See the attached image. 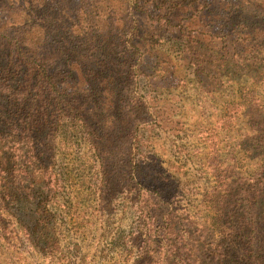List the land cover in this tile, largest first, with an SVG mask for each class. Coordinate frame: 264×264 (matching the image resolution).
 Here are the masks:
<instances>
[{
  "label": "rangeland",
  "instance_id": "obj_1",
  "mask_svg": "<svg viewBox=\"0 0 264 264\" xmlns=\"http://www.w3.org/2000/svg\"><path fill=\"white\" fill-rule=\"evenodd\" d=\"M126 3L65 0L70 16L53 21L50 0H0V71L9 48L48 34L40 52L92 134L66 122L42 144H0L16 165L15 189L0 187V264H181L177 249L189 264H264V0H129L136 49L113 54L115 74L92 43L115 42L106 21L128 19ZM108 78L125 108L110 140L97 91L75 84Z\"/></svg>",
  "mask_w": 264,
  "mask_h": 264
},
{
  "label": "trees",
  "instance_id": "obj_2",
  "mask_svg": "<svg viewBox=\"0 0 264 264\" xmlns=\"http://www.w3.org/2000/svg\"><path fill=\"white\" fill-rule=\"evenodd\" d=\"M50 1L54 4L53 7L51 5L52 10L49 15L51 18L53 17V21H59L60 15L64 20L70 16L64 6L65 0ZM126 1V10L124 13L128 14V10L132 9L134 4H129L128 8L129 0ZM136 5L138 4L135 2V6ZM127 16L128 19L127 17H123L118 20L109 15V20L106 21L109 27L105 29H110L115 33L114 43H109L105 38L99 40V36L97 40L93 39L92 43V48L95 46L93 49H98L100 52L101 61L98 60L100 63L98 67L115 74L120 70H113L116 67L113 61L115 60L113 54L115 52H120L121 46L125 44L136 49V46H134L132 41L128 38L130 34L136 30V25H130L127 20H129L131 16L129 14ZM95 17L98 16L95 15ZM86 20L88 26L94 28L90 14L87 15ZM121 22L122 24H120ZM5 26L6 24H0V37L6 40L5 34L2 33V31L5 33L8 32ZM101 26L98 27V29H101ZM101 30L105 31L104 28ZM25 33L26 32L18 36L23 43L25 42ZM46 38L48 39V34L42 35L38 41V45L30 48H26L24 44V46L19 45L16 48H9L7 65L0 71V125L3 124L4 129L7 130V132H4L2 131L3 128H0V144L8 141L9 138H11V140L24 139L29 144L33 145L42 144V141L48 139L49 131H53V129L60 128L61 126L64 127L66 122L71 130L79 129L81 126L85 128L88 139L89 136L92 135L91 132H89L91 130L86 120L82 116L83 109L75 99V92L72 88H62L61 85L63 83L57 79L55 72H51L53 54L48 56V54L42 51L40 52V47L42 48L47 42ZM7 41L10 42L8 39ZM73 64L78 65L75 70L78 71V69H80L82 71L83 65L78 64L76 61L70 62V65ZM12 83L14 86H12ZM75 84L78 85L77 87H82L83 89L84 86L91 89L93 85V90L97 91L98 94L97 100L94 101L96 103L95 111L103 117L105 116L106 120L104 121L106 125L109 124V126H106L109 132L107 135L110 136V132L115 130L117 125L121 123L117 118V112H123L125 109L121 98L123 91L121 82L116 81L115 78H108L103 80L92 79L85 82H75ZM18 128L21 130L17 131ZM110 139L111 136L109 137V140ZM103 141H107L108 143L106 137ZM15 166L14 162L8 161L0 156V187L6 182V184L11 185L10 190L15 189ZM10 190L7 191V195L12 200L15 197V195L12 194L15 192L10 195ZM157 231L158 234L160 233L162 236L165 235L169 237L170 226H168V222H162V224L158 226ZM158 242L164 245L168 243L165 241V237ZM169 242H171V240ZM173 252L175 253L174 256H176L181 264H189V262L178 253V249ZM167 264L174 263H170L167 260ZM190 264H195V262Z\"/></svg>",
  "mask_w": 264,
  "mask_h": 264
}]
</instances>
